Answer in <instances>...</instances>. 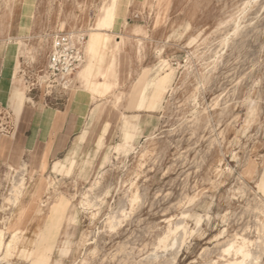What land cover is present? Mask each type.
<instances>
[{"label": "rangeland", "instance_id": "rangeland-1", "mask_svg": "<svg viewBox=\"0 0 264 264\" xmlns=\"http://www.w3.org/2000/svg\"><path fill=\"white\" fill-rule=\"evenodd\" d=\"M103 2L0 0L16 66L0 135L16 131L18 93L83 112L51 158L0 149V229L16 239L0 264H226L242 239L246 264H264V0H116L86 82ZM71 34L82 63L63 82L48 56Z\"/></svg>", "mask_w": 264, "mask_h": 264}, {"label": "crops", "instance_id": "crops-1", "mask_svg": "<svg viewBox=\"0 0 264 264\" xmlns=\"http://www.w3.org/2000/svg\"><path fill=\"white\" fill-rule=\"evenodd\" d=\"M15 68L13 53L0 47V107H9L8 94L13 84ZM25 99L24 92L18 93V105L22 108L15 118L16 131L10 139L0 135V149L13 144L15 148L29 152L34 159L51 158L77 134L83 112L75 108V97L70 108L66 110L46 109L38 103L34 106L25 105ZM1 126L3 124L0 123ZM127 135L130 137L129 133Z\"/></svg>", "mask_w": 264, "mask_h": 264}, {"label": "bare ground", "instance_id": "bare-ground-1", "mask_svg": "<svg viewBox=\"0 0 264 264\" xmlns=\"http://www.w3.org/2000/svg\"><path fill=\"white\" fill-rule=\"evenodd\" d=\"M114 1L116 0H104L102 6L98 10V15L95 21L94 28L92 32L89 34V40L83 46L84 53H86V55L88 56V60L82 66L81 70L78 72V78L82 81L87 82L92 76V72L94 69L92 59H93V54L96 52L95 50L96 46H102L105 50H108V44L110 41L107 40L104 46L102 44L103 36L107 34L108 35L113 34V32L110 31V29L114 27V24H116L118 21L122 19L121 11H119V9L113 5ZM69 36L72 37L74 35L71 34ZM146 96H147L146 92H143L140 94V99L143 101L145 100ZM142 101L138 106L139 108H142L144 106L142 104ZM129 141H130V137H128L126 133L124 136V144L128 145ZM57 170L53 168V172ZM23 181L24 180L21 179L18 182H14V184L12 185L13 186L12 188L19 189L22 186ZM19 195H20V191H16L14 200H17ZM180 230L185 235V227L182 225H176L174 229L169 230V233L171 235H174ZM15 241H16L15 235H13L11 241L8 244H6L5 233L0 229V255H2L4 250H5L4 252V256H5L11 252L12 248L15 249L16 248V244L14 243ZM171 241H172V238H171ZM247 246L248 244L246 240L244 239L240 240V242L230 243L228 247L224 250L225 253L230 255L229 259L226 260V264H246V262L248 261L250 257V253L247 250Z\"/></svg>", "mask_w": 264, "mask_h": 264}, {"label": "built area", "instance_id": "built-area-1", "mask_svg": "<svg viewBox=\"0 0 264 264\" xmlns=\"http://www.w3.org/2000/svg\"><path fill=\"white\" fill-rule=\"evenodd\" d=\"M80 63H82V56L69 35L56 36L48 56L46 72L48 76L64 82Z\"/></svg>", "mask_w": 264, "mask_h": 264}]
</instances>
